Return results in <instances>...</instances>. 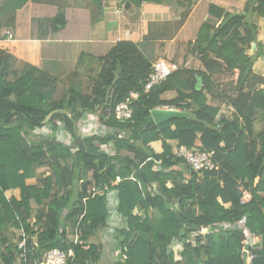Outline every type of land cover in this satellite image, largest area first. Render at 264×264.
<instances>
[{"label":"trees","instance_id":"1","mask_svg":"<svg viewBox=\"0 0 264 264\" xmlns=\"http://www.w3.org/2000/svg\"><path fill=\"white\" fill-rule=\"evenodd\" d=\"M95 1L101 6L102 0ZM121 1L137 7L163 2ZM209 1L212 21L188 43L202 69L179 65L149 91L153 63L145 42L117 41L106 55L91 59L90 73L98 70L89 91L72 81L60 97L58 78L31 64L18 70L14 56L0 51V264H16L23 253L6 235L11 227L21 230L20 239L28 238L22 264L53 248H73L76 264H104L103 245L91 240L104 228L115 239L114 264H246L245 251L249 264H264V75L253 69L264 45L251 19L254 13L264 17V0H248L236 12ZM26 2L0 1V39ZM190 8L165 23L170 30L163 38L177 34ZM54 21L65 25L64 14ZM253 43L257 49L250 55ZM225 72H237L228 89L217 80ZM131 91L139 96L132 119L124 121L116 108ZM168 91L176 97L163 98ZM221 103L232 117L220 113ZM162 107L186 115L157 124L151 111ZM87 113H98L101 125L113 131L84 136ZM61 132L69 142L59 140ZM173 140L213 151L217 168L199 174L174 154ZM44 166L50 173L39 179L36 169ZM242 188L252 195L246 203ZM110 194L121 219L116 227L109 223ZM45 200L34 215L33 204ZM208 227L215 231L200 233ZM69 232L83 244L71 241ZM178 248L184 261L176 259Z\"/></svg>","mask_w":264,"mask_h":264},{"label":"crops","instance_id":"2","mask_svg":"<svg viewBox=\"0 0 264 264\" xmlns=\"http://www.w3.org/2000/svg\"><path fill=\"white\" fill-rule=\"evenodd\" d=\"M247 1L213 0L232 12L242 11ZM100 5L95 0H27L16 13L12 27L15 37L1 38L0 51L13 55L17 63L31 64L58 79L77 70H91L95 65L89 61L106 55L121 40L145 42L143 50L152 63L165 59L202 69L199 60L188 52V43L197 38L203 23L212 21L209 0H163L144 2L140 7L121 0H102ZM189 6L190 14L177 34L163 38L169 36L170 30L165 23L179 20ZM61 13L65 25L54 21ZM251 19L257 24L258 38L264 45V17L254 13ZM147 37L155 40L145 41ZM83 58L85 64L79 68ZM253 69L264 75V55L255 60ZM162 97L173 99L176 92L168 91Z\"/></svg>","mask_w":264,"mask_h":264},{"label":"rangeland","instance_id":"3","mask_svg":"<svg viewBox=\"0 0 264 264\" xmlns=\"http://www.w3.org/2000/svg\"><path fill=\"white\" fill-rule=\"evenodd\" d=\"M255 52H256V50L254 52L250 50L249 54L253 55V54H255ZM88 61H89V59L88 60L86 59V63ZM167 61H169V60H167ZM179 61H181V60H179ZM89 63H90V61H89ZM13 65L15 68H18V70H20L19 68H22L24 66V65L17 63L15 61H13ZM178 65H180V64H178ZM180 66H182V65H180ZM190 66L193 67L194 62H192ZM94 69H96V72H97L98 66H96V68H94ZM95 73L91 74L89 69L88 70L82 69L80 72H78V74L74 75V73H70V74L64 76L63 78L59 79V81L57 82V91H56L55 97H60L61 94L63 93V91L70 85V82H72V81L73 82L82 81L84 84L85 91H89L91 83H92V77L94 76ZM90 75H92V76H90ZM236 79H237V72H225L221 75H217V80L219 81V84H221L222 87L225 89H228L235 82ZM220 105H221L220 113L228 115L229 117H232V113H233L232 111L233 110L230 107H228L227 105H224V103L223 104L221 103ZM98 115H99L98 113H87L86 114V116L82 120V124H81V127H82L81 133L84 136H88L91 133L111 132L110 130H112V129H108V128L101 125ZM262 125H263V122L258 120V122L256 123L257 130H260L262 128ZM36 133L43 136V135H46L48 133V130H46V131L45 130H38V131H36ZM36 133H34V135L31 136L32 139H34V137L37 136ZM63 133L64 132H61L58 134L59 140L64 141V142H69L70 139L66 138L65 133L64 134ZM172 142H174V141L170 142L171 145H172ZM110 151H113L112 147H110ZM126 154H127L126 151L122 152V155H126ZM49 173H50V169L46 166L38 167L36 169V174L39 177V179H43L44 177L48 176ZM7 195L10 196L11 192L8 191ZM109 197H110V201H109L110 206L109 207L111 209V215H110L109 223L111 226L116 227L119 224L121 225V219L117 215H115V211H114L116 208L117 200L115 198V194H110ZM44 203L45 204H43L41 206L33 204L34 215L38 211H41L42 209H44V207L47 203V200H45ZM6 235L11 239V241L14 244H17L19 246V244L21 242V239H20L21 230H18V229L11 227L7 231ZM32 239L34 240V242H36L35 237ZM69 239L70 240L73 239V235L71 232H69ZM91 240L95 243H98L99 245L100 244L103 245L104 256H103L102 260H103L104 264H114L115 260H116V258H114V256H115L114 255V250H115V241L114 240L115 239L112 236V231L109 228L100 229L97 232V234L95 235V237H93ZM181 251H182V248L177 249L176 259H178V260L181 259V261H184V259L181 258V254H180ZM248 262H249V256H248ZM16 264H22V256L20 253L17 257Z\"/></svg>","mask_w":264,"mask_h":264},{"label":"built area","instance_id":"4","mask_svg":"<svg viewBox=\"0 0 264 264\" xmlns=\"http://www.w3.org/2000/svg\"><path fill=\"white\" fill-rule=\"evenodd\" d=\"M1 36L7 39H13L15 37V32L12 28H5L1 31ZM178 68L179 65L177 63H171L165 59L155 61L152 64V71L149 75L147 83L145 84L146 91H149L154 85L163 82ZM138 96L139 94L136 91H131L129 96L118 105L116 108V114L121 120L125 121L132 119L134 113L133 101L137 99ZM171 146L174 154L186 161V163L199 174H203L206 171L217 168V165L213 160V151H206L196 147L189 148L186 145H180L177 141L172 142ZM251 198V193L248 190H243L241 202L246 203ZM205 229L206 228H201L200 233L205 235L203 233ZM72 235L73 239L71 241L75 244H83V240L77 233ZM27 239V237H24L21 239L19 244V248L23 250V253L21 254L22 258L26 257ZM76 259V253L73 248H69L68 250L53 248L46 251L40 259L29 264H76Z\"/></svg>","mask_w":264,"mask_h":264},{"label":"water","instance_id":"5","mask_svg":"<svg viewBox=\"0 0 264 264\" xmlns=\"http://www.w3.org/2000/svg\"><path fill=\"white\" fill-rule=\"evenodd\" d=\"M256 49H257V44L253 43L251 51L254 52ZM151 115L157 124H162V123H165L166 121H168L170 119L180 117V116H184V115H186V113L182 110L157 108V109H154L151 111ZM50 117H51V115H49L46 118L45 122H48ZM41 138L42 139H49V137H41ZM214 231H215V227H208L203 231V233L209 234V233H212ZM244 261L246 264H249L247 251L244 252Z\"/></svg>","mask_w":264,"mask_h":264}]
</instances>
